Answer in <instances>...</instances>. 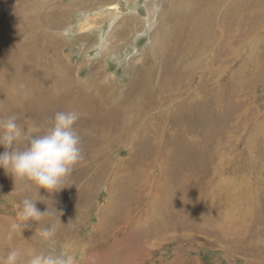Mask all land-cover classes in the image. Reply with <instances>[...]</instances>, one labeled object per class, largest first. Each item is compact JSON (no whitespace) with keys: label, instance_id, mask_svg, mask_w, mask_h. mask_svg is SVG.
Returning <instances> with one entry per match:
<instances>
[{"label":"rangeland","instance_id":"obj_1","mask_svg":"<svg viewBox=\"0 0 264 264\" xmlns=\"http://www.w3.org/2000/svg\"><path fill=\"white\" fill-rule=\"evenodd\" d=\"M183 1L0 0V120L76 110L83 154L55 192L0 168L4 256L264 264V0ZM25 196L52 215L9 238Z\"/></svg>","mask_w":264,"mask_h":264},{"label":"clouds","instance_id":"obj_2","mask_svg":"<svg viewBox=\"0 0 264 264\" xmlns=\"http://www.w3.org/2000/svg\"><path fill=\"white\" fill-rule=\"evenodd\" d=\"M81 118L76 110L59 111L50 124L43 129L39 127H22L15 116L0 120V168L10 174L14 182L20 180L25 189L35 187L38 192L46 189L55 192L65 187V180L72 174L75 166L83 159L82 138L75 125ZM23 142V148L18 145ZM25 196L21 201L16 220L11 224L9 238L15 230L29 227V221L38 222L44 216L52 215L47 209L40 211L36 201ZM45 241L56 234L55 225L36 232ZM22 255L26 260H22ZM0 264H73V258L67 251L35 252L31 249L22 253L10 250L6 256H0Z\"/></svg>","mask_w":264,"mask_h":264},{"label":"bare ground","instance_id":"obj_3","mask_svg":"<svg viewBox=\"0 0 264 264\" xmlns=\"http://www.w3.org/2000/svg\"><path fill=\"white\" fill-rule=\"evenodd\" d=\"M187 1V3L189 2V0H186ZM186 1H183V2H186ZM237 1V0H236ZM244 1V0H243ZM208 3H207V5H208V10H207V8H206V10L209 12V13H213V10H215V8L214 7H216V4H215V6H214V3H212L211 1H207ZM212 3V5H211V7H210V3ZM241 2V1H240ZM246 3V2H245ZM248 3V2H247ZM182 4H184V3H182ZM235 4V3H234ZM206 5V6H207ZM239 5L240 4H235L234 5V7L236 8H234L235 9V11L237 10V9H239L238 7H239ZM247 5V4H246ZM205 7V6H204ZM112 8V7H111ZM207 11H205L206 12V16L205 15H203V17H205V18H207V16L209 15V14H207ZM197 16L199 17L198 19H197ZM233 16V15H232ZM186 18H185V20L187 19L188 21L187 22H189V23H191V31H190V36H189V38L188 39H190V40H192L193 39V37H194V35H195V33L197 32V33H200V34H203V33H205V32H207V30H208V28H207V25L209 24L208 23V20H206L205 18H201V13H197L195 10H193V8H188V13H187V16H185ZM210 17V16H209ZM211 17H212V15H211ZM196 18V19H195ZM192 19L194 20V21H192ZM185 24H187V23H185ZM159 28V27H158ZM168 28V27H167ZM166 28V29H167ZM190 29V28H189ZM163 34V33H162ZM188 43H191V41H188ZM188 46V48H191L192 46H193V43L192 44H189V45H187ZM6 74H2L1 75V77H3L4 78V76H5ZM181 75V74H180ZM0 77V78H1ZM6 77V76H5ZM27 85V84H26ZM25 86V85H24ZM25 88V87H24ZM27 88V87H26ZM8 94V93H7ZM11 96H12V94H11ZM71 106V105H70ZM74 106H76V105H74ZM3 238V237H2ZM1 239V238H0ZM0 245H2V247H4L5 245H6V243H5V240H4V238L3 239H1L0 240ZM3 249V248H2ZM4 253H6V247H4V250L1 252L0 251V256H4ZM8 253V252H7ZM7 255V254H6Z\"/></svg>","mask_w":264,"mask_h":264}]
</instances>
